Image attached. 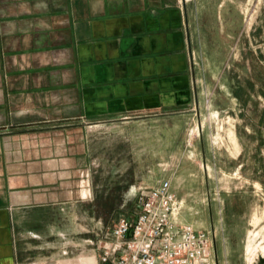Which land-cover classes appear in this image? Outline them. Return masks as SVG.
<instances>
[{
  "label": "crops",
  "instance_id": "obj_1",
  "mask_svg": "<svg viewBox=\"0 0 264 264\" xmlns=\"http://www.w3.org/2000/svg\"><path fill=\"white\" fill-rule=\"evenodd\" d=\"M9 1L16 13L1 22V40L35 63L11 67L25 75L2 81V96L12 91L15 97L1 102L0 128L11 123L40 131L0 135V264H18L14 234L25 230V219L35 210L82 207L87 190L78 175L88 158L89 128L84 122L188 110L194 99L190 57L200 65L202 41H222L228 50L243 39V5L249 3ZM58 138L71 140L62 148ZM184 177L170 181L175 196L187 202L199 194ZM195 214L185 205L180 222L210 233L188 216Z\"/></svg>",
  "mask_w": 264,
  "mask_h": 264
},
{
  "label": "rangeland",
  "instance_id": "obj_2",
  "mask_svg": "<svg viewBox=\"0 0 264 264\" xmlns=\"http://www.w3.org/2000/svg\"><path fill=\"white\" fill-rule=\"evenodd\" d=\"M9 4L0 0V110L2 100L15 97L12 91L2 96V81L25 75L11 67L35 63L1 40V22L16 13ZM243 6L246 38L228 50L222 41H202L200 65L190 57L194 99L188 110L84 122L89 128L87 162L79 163L87 190L82 207L40 208L26 217L25 230L14 234L18 264H101L115 223L135 213L145 193L165 183L172 191L170 179L184 176L199 195L177 199L182 211L185 205L195 209L189 218L214 237L213 262L263 264L264 0ZM29 127L9 123L0 135L40 131ZM63 139L57 140L62 148L71 138Z\"/></svg>",
  "mask_w": 264,
  "mask_h": 264
},
{
  "label": "built area",
  "instance_id": "obj_3",
  "mask_svg": "<svg viewBox=\"0 0 264 264\" xmlns=\"http://www.w3.org/2000/svg\"><path fill=\"white\" fill-rule=\"evenodd\" d=\"M182 204L165 183L144 194L135 213L118 220L101 264H215L206 231L180 222Z\"/></svg>",
  "mask_w": 264,
  "mask_h": 264
},
{
  "label": "water",
  "instance_id": "obj_4",
  "mask_svg": "<svg viewBox=\"0 0 264 264\" xmlns=\"http://www.w3.org/2000/svg\"><path fill=\"white\" fill-rule=\"evenodd\" d=\"M263 264H264V260H262Z\"/></svg>",
  "mask_w": 264,
  "mask_h": 264
},
{
  "label": "trees",
  "instance_id": "obj_5",
  "mask_svg": "<svg viewBox=\"0 0 264 264\" xmlns=\"http://www.w3.org/2000/svg\"><path fill=\"white\" fill-rule=\"evenodd\" d=\"M108 211H112V210L110 209V210H108Z\"/></svg>",
  "mask_w": 264,
  "mask_h": 264
},
{
  "label": "bare ground",
  "instance_id": "obj_6",
  "mask_svg": "<svg viewBox=\"0 0 264 264\" xmlns=\"http://www.w3.org/2000/svg\"><path fill=\"white\" fill-rule=\"evenodd\" d=\"M263 249V248H262ZM264 250V249H263ZM251 253V252H250ZM254 254V253H253Z\"/></svg>",
  "mask_w": 264,
  "mask_h": 264
}]
</instances>
